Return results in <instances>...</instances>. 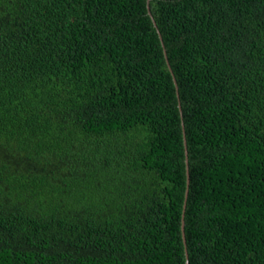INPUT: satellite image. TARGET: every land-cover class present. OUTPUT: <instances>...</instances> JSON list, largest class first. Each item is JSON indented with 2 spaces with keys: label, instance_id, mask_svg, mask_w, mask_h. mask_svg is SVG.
Listing matches in <instances>:
<instances>
[{
  "label": "trees",
  "instance_id": "16d2710c",
  "mask_svg": "<svg viewBox=\"0 0 264 264\" xmlns=\"http://www.w3.org/2000/svg\"><path fill=\"white\" fill-rule=\"evenodd\" d=\"M185 248L264 264V0H0V264Z\"/></svg>",
  "mask_w": 264,
  "mask_h": 264
},
{
  "label": "water",
  "instance_id": "95a60500",
  "mask_svg": "<svg viewBox=\"0 0 264 264\" xmlns=\"http://www.w3.org/2000/svg\"><path fill=\"white\" fill-rule=\"evenodd\" d=\"M148 2H149V0H147V4H148ZM147 8L149 10V7H147ZM164 54H165V57H166L165 49H164ZM167 63H168V61H167ZM175 85H176V82H175ZM176 88H177V85H176ZM179 108H180V105H179ZM184 147H185V164H186V177H187V180H186V186L187 187H186L185 198H184V209H185V207H186V201H187V195H188V186H189V173H188V161H187L186 138H185V135H184ZM184 218H185V216L183 215V225H181V230H182L183 243L186 246V241H185V236H184V225H185ZM185 259H186L185 264H189L188 254L186 252V248H185Z\"/></svg>",
  "mask_w": 264,
  "mask_h": 264
}]
</instances>
